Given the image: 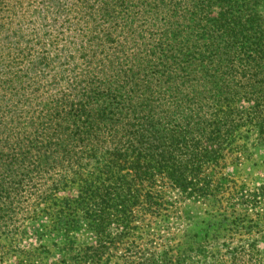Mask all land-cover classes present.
<instances>
[{"label": "trees", "instance_id": "1", "mask_svg": "<svg viewBox=\"0 0 264 264\" xmlns=\"http://www.w3.org/2000/svg\"><path fill=\"white\" fill-rule=\"evenodd\" d=\"M17 4L0 0V243L14 245L1 260L35 264L28 223L59 200L57 228L95 237L77 250L67 237L52 264L95 262L158 182L204 200L240 128L264 143V0H79V81L54 98L35 93L39 62L8 35Z\"/></svg>", "mask_w": 264, "mask_h": 264}, {"label": "rangeland", "instance_id": "2", "mask_svg": "<svg viewBox=\"0 0 264 264\" xmlns=\"http://www.w3.org/2000/svg\"><path fill=\"white\" fill-rule=\"evenodd\" d=\"M17 1L15 14L8 11L3 18L12 21L8 35L14 46L28 49L39 62L28 77L40 86L33 84L39 87L35 93L54 98L68 92L67 87L79 81V53L68 52L76 42L74 33H79V0ZM15 28H20L16 36ZM249 107L247 102L241 104L243 109ZM258 135L248 125L240 128L215 168L222 182L204 200L158 182L150 204L135 203L126 229H107L112 235L101 241L107 247L99 248L90 264H264V143ZM76 194L73 184L56 198ZM54 202L46 206L47 214L42 216L41 207L37 212L41 215L28 223L20 245L32 252L35 264L61 261L67 237L75 240L76 250L93 244L95 236L85 227L79 230V223L77 232L57 228L53 207L59 200ZM15 221L20 224L22 219ZM14 230L7 227L2 235ZM5 243L1 240L0 257L9 249ZM25 255L0 259V264H18Z\"/></svg>", "mask_w": 264, "mask_h": 264}]
</instances>
